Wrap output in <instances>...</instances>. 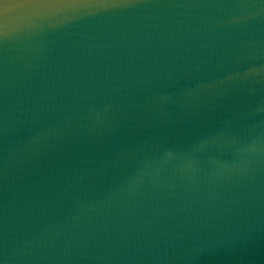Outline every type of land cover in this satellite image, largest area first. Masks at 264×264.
<instances>
[{"label":"water","instance_id":"1","mask_svg":"<svg viewBox=\"0 0 264 264\" xmlns=\"http://www.w3.org/2000/svg\"><path fill=\"white\" fill-rule=\"evenodd\" d=\"M0 264H264V0H0Z\"/></svg>","mask_w":264,"mask_h":264}]
</instances>
